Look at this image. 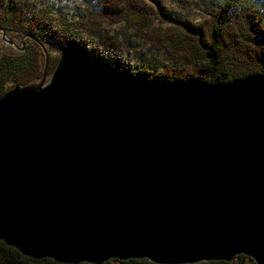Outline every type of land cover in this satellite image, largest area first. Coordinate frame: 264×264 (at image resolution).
I'll list each match as a JSON object with an SVG mask.
<instances>
[{"label": "water", "instance_id": "95a60500", "mask_svg": "<svg viewBox=\"0 0 264 264\" xmlns=\"http://www.w3.org/2000/svg\"><path fill=\"white\" fill-rule=\"evenodd\" d=\"M44 54L0 95V240L66 264H264V73L164 87L72 44L47 76Z\"/></svg>", "mask_w": 264, "mask_h": 264}, {"label": "trees", "instance_id": "16d2710c", "mask_svg": "<svg viewBox=\"0 0 264 264\" xmlns=\"http://www.w3.org/2000/svg\"><path fill=\"white\" fill-rule=\"evenodd\" d=\"M82 1L83 18L92 27L126 22L140 36L144 45H153L159 52L166 53V61L162 65L143 62L135 73L132 72L138 80L170 87L192 81L228 83L255 73H264V11L233 5V13H227L226 6L221 5L209 17L197 22L195 19L191 24L182 22L184 26L181 27L178 21L168 19L159 5L146 0ZM237 19L239 23L232 24ZM158 20H169L171 31L157 24ZM0 27L19 34L26 41L22 54L0 55V95L17 85H27L43 77L46 64V58H41L46 48L44 39L49 38L58 43L64 39L67 44L76 43L65 34L50 28L49 22L36 10V0H0ZM107 43L111 46L110 50L120 46L115 37H110ZM86 45L89 48L91 45L95 47L90 41L85 42L84 47ZM89 52L92 53V50ZM48 57L47 75H50L60 57H50V54ZM113 64H119V60H113ZM236 258L232 261L187 264H234ZM0 264L66 263L25 256L0 240ZM103 264L156 263L147 259H114Z\"/></svg>", "mask_w": 264, "mask_h": 264}, {"label": "rangeland", "instance_id": "374dc122", "mask_svg": "<svg viewBox=\"0 0 264 264\" xmlns=\"http://www.w3.org/2000/svg\"><path fill=\"white\" fill-rule=\"evenodd\" d=\"M149 3L159 5L167 18H172L179 23L178 26H184L182 22L191 24L196 19L209 17L210 13L226 6L227 13H233L235 6H246L256 11H264V0H146ZM230 3V4H227ZM82 0H36V10L44 16V20L49 22L52 30L65 34L68 38L74 40L78 46L89 53L93 58L109 64L122 72L131 76L143 62L152 65H162L166 61V53L158 51L153 45L146 46L141 42L140 36L134 33V29L126 22L116 23L114 25H97L92 27L83 18L84 11ZM234 5V7H233ZM232 21V24H236ZM195 22V23H196ZM239 23V22H238ZM167 31H171L170 22L157 21ZM176 24V25H177ZM4 32H3V30ZM42 37V36H41ZM110 37H115L120 46L108 45ZM43 39L45 37H42ZM45 47L50 57H60L62 49L69 45L66 40L60 43L52 39H44ZM90 41L94 46L84 43ZM26 41L24 37L11 30L0 27V55L3 53L22 54L25 50ZM92 50V53L89 52ZM93 52L96 54L94 55ZM45 54L41 56L43 59ZM119 60V64L114 65L113 60ZM249 65V63L247 64ZM49 76V74L47 75ZM236 258V257H235ZM255 261L248 256H242L235 259L234 264H254Z\"/></svg>", "mask_w": 264, "mask_h": 264}]
</instances>
